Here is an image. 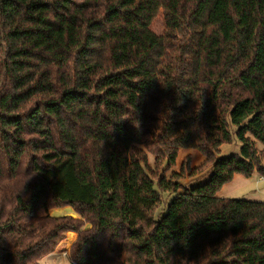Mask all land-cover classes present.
<instances>
[{
    "label": "trees",
    "instance_id": "obj_1",
    "mask_svg": "<svg viewBox=\"0 0 264 264\" xmlns=\"http://www.w3.org/2000/svg\"><path fill=\"white\" fill-rule=\"evenodd\" d=\"M258 174L264 0H0V264H264V203L218 196Z\"/></svg>",
    "mask_w": 264,
    "mask_h": 264
},
{
    "label": "rangeland",
    "instance_id": "obj_2",
    "mask_svg": "<svg viewBox=\"0 0 264 264\" xmlns=\"http://www.w3.org/2000/svg\"><path fill=\"white\" fill-rule=\"evenodd\" d=\"M162 28V23L160 21H157V23L154 26V29L157 32H160ZM230 131L233 132L234 127L230 126L229 127ZM258 149H262V145L260 143H257ZM240 152V142H238L236 139L231 144L228 145H223L221 147V152L218 156L219 159L226 158L232 154H239ZM191 158V167L196 168L200 166L204 162V156L195 149H181L179 152V155L176 160V164L169 170L168 175H171L173 173H179L180 168L183 164V161L186 159V157ZM149 165L152 169H154V156L149 154ZM210 168H205L202 172L194 175V176H188L185 179L181 180L180 183L186 186L187 188L195 187L204 184L209 178H210ZM256 180V177H252L251 179L242 177V176H235V179L233 182H230L222 188L220 193L218 194L219 197L225 196L231 199H236V200H244V201H250V202H262L264 203V200H259V199H251L248 198L246 195L248 192L252 191L255 187L256 184L254 181ZM174 198L173 195L168 196L164 195L163 196V202L160 208L158 209L156 215H160L161 213L165 212V209L167 205L172 201ZM40 214H44L43 211L40 212ZM50 215L56 216V217H63V216H70L74 215L75 217H78L72 208L66 207V208H57L49 212ZM72 233V232H70ZM69 234V233H68ZM67 234V239L66 243L59 248V251L62 249H68L71 250L72 245L75 243L77 240V237L75 238L73 242V235L68 236ZM69 237V238H68ZM70 248V249H69Z\"/></svg>",
    "mask_w": 264,
    "mask_h": 264
},
{
    "label": "clouds",
    "instance_id": "obj_3",
    "mask_svg": "<svg viewBox=\"0 0 264 264\" xmlns=\"http://www.w3.org/2000/svg\"><path fill=\"white\" fill-rule=\"evenodd\" d=\"M254 183L256 187L246 195L251 199L264 200V176L258 174V179ZM41 264H74V256L71 250L65 249L55 257L41 258Z\"/></svg>",
    "mask_w": 264,
    "mask_h": 264
},
{
    "label": "crops",
    "instance_id": "obj_4",
    "mask_svg": "<svg viewBox=\"0 0 264 264\" xmlns=\"http://www.w3.org/2000/svg\"><path fill=\"white\" fill-rule=\"evenodd\" d=\"M253 177H256V179H258V175H254ZM235 179V178H234ZM233 179V180H234ZM251 179V178H250ZM233 182V181H232ZM222 197H225V196H222ZM226 198H228V197H226ZM70 235H73V242H74V240H75V238L77 237V235L75 234V233H69ZM69 234H68V236H69ZM69 238V237H68ZM67 242V241H66ZM66 242H63L58 248H57V250H56V252L55 253H53L52 255H50L51 257H55L56 256V254L57 253H59L60 251H59V248H61V246H63ZM63 248H64V246H63ZM70 249V248H69ZM63 250V249H62ZM61 250V251H62ZM49 257V256H48ZM47 258V257H46Z\"/></svg>",
    "mask_w": 264,
    "mask_h": 264
}]
</instances>
